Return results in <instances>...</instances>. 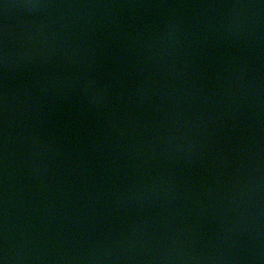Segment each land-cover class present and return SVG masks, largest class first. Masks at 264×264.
<instances>
[{
  "label": "water",
  "instance_id": "water-1",
  "mask_svg": "<svg viewBox=\"0 0 264 264\" xmlns=\"http://www.w3.org/2000/svg\"><path fill=\"white\" fill-rule=\"evenodd\" d=\"M0 264H264V0H0Z\"/></svg>",
  "mask_w": 264,
  "mask_h": 264
}]
</instances>
